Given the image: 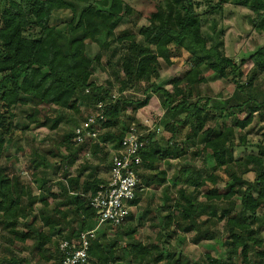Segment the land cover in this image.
<instances>
[{
	"label": "trees",
	"instance_id": "obj_1",
	"mask_svg": "<svg viewBox=\"0 0 264 264\" xmlns=\"http://www.w3.org/2000/svg\"><path fill=\"white\" fill-rule=\"evenodd\" d=\"M227 3L258 11L255 26L264 29V0H219L209 7L214 11ZM59 10L69 11L70 17L60 23L53 22ZM132 12L134 9L127 0H0V220L7 222L14 233L11 237L3 234L0 229V248L3 239L12 245L2 248L4 252H0V264H23L27 260L19 251L28 248L32 253H40L50 264H61L59 248L51 259L43 255V248L53 242L56 234L64 236L65 227L61 222L69 213L79 220L80 226L78 229L70 226L66 238L96 227V211L90 205V197L101 184L107 183V180L96 176L88 178L80 192L74 195H68L64 187L57 194L48 189L54 198L65 197L61 205L70 202L74 204L67 211L56 208L53 215L42 218L48 233L42 229L36 230L33 223H25L23 230L17 228V220L26 219L34 213L37 201H43L44 205L48 202L41 195L30 196L28 203L21 205V196L26 193L23 186L20 187V195L13 197V181L6 174L2 158L8 145L14 141L13 124L18 116L15 109L29 105L32 111L28 117L29 122H36L34 111L41 105H56L79 112L80 106L76 101L83 100L95 107L89 115H99L97 104L103 101V127L106 130L98 139L78 144L73 141V131L63 140V144L68 148L64 157L67 164L75 163L84 147H90L94 155L105 150L101 162L107 163L109 144L117 148L131 127L121 131L112 130L119 127L123 111L127 107L136 111L148 105L153 94L159 96L168 110L160 119V125L171 137L158 140L155 131L144 133L143 138L148 139V144L141 150V170L152 171L163 159H180L188 152L189 143H195L196 138H199L201 148L194 154L204 162L201 165L186 161L183 165L176 164L177 170L171 175L165 170L153 175L139 173L146 184H166L169 188L181 185L177 196L173 192H166L159 210L175 207L182 215H175L168 210L161 221L158 239H162V236L170 237L169 231L165 229L174 219L186 222V230H197L204 233L206 238H212L214 232L209 228L204 229L209 219L201 221L200 216L209 210L217 215V206L220 204L222 209L219 218L226 220L228 237L232 239V254H240L242 260L248 263L251 250L255 255L264 257V250L257 248V244L262 241L260 228L258 231L253 229V223L262 218L258 213L262 212L264 216V144L258 145V154H248L240 159L234 155L236 148L245 144L238 141L235 128L246 129L252 124L256 113L264 116V91L262 95L253 91V75L243 80L241 65L225 53L223 40L218 36L212 41L209 39L203 31L200 13L193 0H182L177 7L170 5V10L164 12L160 19L142 25L137 33L130 29L117 31ZM87 40L97 43L102 50L109 49L114 41L126 43L128 49L116 64L121 65L125 74L120 90L122 93L127 84L147 79L148 83L143 89L144 97H126L121 94L114 99L110 89L91 80L94 61L86 54ZM50 47L54 49L52 58L49 57ZM173 48H182L188 52L190 67L170 81L171 87L151 82L150 79L160 73L159 59L172 63ZM252 60L256 70L264 74V45L252 55ZM96 62L100 63L98 60ZM118 69L115 72L118 73ZM204 69L212 70L214 77H231L236 85L233 95L224 100L207 95H189L188 85L198 87L207 81ZM61 87L64 88L63 92H59ZM1 107L6 111L3 112ZM232 116V125H225L223 129L217 127L219 121ZM187 122L190 123L189 133L180 140L177 131ZM58 124L57 119L52 120L51 127L56 128ZM27 127L26 124L23 128ZM220 171H224L227 179H221ZM249 172L255 173L253 180L246 177ZM219 182H224L223 187H219ZM204 185L209 187L204 193L208 203L198 200ZM190 186L194 187L192 191H188ZM139 196L133 204L139 202ZM34 229L37 241L29 246L27 240ZM135 230L131 228L126 232L120 231L131 241L123 248V256L119 258L115 256V249L105 228L100 227L91 245L89 258L97 264L127 259L139 264H187L182 255H165L167 250L160 247L159 243L147 247L143 242L135 240ZM229 261L232 260L209 256L204 264H223Z\"/></svg>",
	"mask_w": 264,
	"mask_h": 264
},
{
	"label": "rangeland",
	"instance_id": "obj_2",
	"mask_svg": "<svg viewBox=\"0 0 264 264\" xmlns=\"http://www.w3.org/2000/svg\"><path fill=\"white\" fill-rule=\"evenodd\" d=\"M127 1L134 9V12L126 16L125 21L119 26L117 31L130 29L135 33L139 31L142 25L150 23L151 20L160 19L164 12L170 10V5L171 7H177L182 2V0ZM193 1L196 3L197 12L200 13L203 31L211 41L217 36L223 40L225 53L233 57L241 65L244 74L243 80L246 81L250 75H253L255 77L253 91L262 95L264 91V74L256 70L254 61L252 60V55L264 45V29L255 26L259 12L243 6H234L230 3L224 4L222 8L213 11L210 10L209 6L216 4L219 0ZM55 16L58 17H54L53 22L60 23L70 17V12L59 10L56 11ZM127 49L128 46L126 43L114 41L109 49L102 50L97 43L87 40L86 54L94 61L91 80L110 89L114 99L118 98L121 94L126 97L133 95L134 97L142 98L144 97L143 89L148 83L147 79L141 82L133 81L134 83L127 84L124 88V92L121 93V82L125 74L121 65L118 64L117 66L116 64L120 58L124 56ZM151 49L154 50V47H151ZM173 54L172 63L170 64L166 63L163 59H159L160 73L158 76H153L150 79L151 82H155L161 86L171 87L170 81L190 67L189 54L186 50L182 48H173ZM53 55L54 49L50 47L49 57L52 58ZM96 60L100 63L98 64ZM117 69L118 73L115 72ZM204 75L207 77V81L200 84V86H187V93L189 95L197 97L207 95L224 100L235 92L236 85L231 77H214L210 69H204ZM63 91L64 88L61 87L59 92ZM76 103L80 106L79 112L73 109L61 108L56 105H41L34 111L35 118L38 122H29L30 119H28V117H30L29 114L32 113L29 105H24L20 109L14 108L18 115L14 119L15 121L13 124L14 141L8 145L2 158V164L6 167V174H8L13 181V197L15 198L20 195V187L23 186L26 193L21 196V205L27 204L30 196L40 197L41 195V197L45 199L44 201L48 202L47 205H44L43 201H37L34 204V213L28 215L26 219L20 218V220H17L16 227L20 230L25 229V223H33L36 230L42 229L47 231V227L44 226L42 218L53 215L56 208L67 211L70 206L74 204L70 202L61 205L65 197L54 198L49 194L48 189L57 194L62 192L63 187L66 185L74 189L79 183V186L82 187L86 179L95 176L100 179L108 180L111 158L115 150L114 146H111L112 148L108 150L107 163L101 162L102 158H104L105 150H100L94 155L90 147H84L78 160L72 165L67 164L65 161L64 157L68 153V148L64 146L63 140L69 137V133L73 132L75 128L84 121L89 115V112L95 110V107L89 106L87 102L83 100H78ZM1 110L3 112L6 111V109L2 107ZM167 111V108L163 106L159 96L153 94L148 105L136 111H133L131 107H127L122 113L119 127L112 130L117 131V129H119L118 131H121L122 129H127L130 125H134L143 133L155 131L158 140H167L171 137V134L160 125V119ZM242 115L245 116V112H243ZM254 117L252 124L246 129L241 130L238 127L235 128L238 141L242 144L245 143L235 150L234 155L238 159L244 158L248 154H258V145L264 144V116H260L259 113H256ZM56 119L59 121V124L56 128H52V120ZM233 123L234 120L232 116L219 121L217 127L223 129L225 125H232ZM26 124L28 127L23 128ZM189 127V122L179 127L177 131L178 139L181 140L186 138L189 133ZM105 130L106 129L102 127V132ZM242 137L245 139H242ZM198 139L199 138H196L195 143H189L188 152L180 159H163L154 170L145 171L142 169L140 172L153 175L160 170H165L168 175H171L177 170L176 164L183 165L186 161L201 165L204 162L194 154L197 149L201 148L198 144ZM38 164L40 165L37 166ZM82 175H84V179H81ZM220 175L223 177L221 179H227V175L224 171H220ZM246 177L253 180L255 178V173L249 172L246 174ZM77 179H79L78 183ZM144 183L143 180V184ZM218 185L219 187H223L224 182H219ZM152 186L153 188L144 193L143 203L138 207L136 217L130 220V222L126 221V223L120 226H100L105 228L108 239L112 241L111 244L115 249L116 257L121 258L123 256V248L131 241L125 233L123 234L120 231L126 232V230L135 228L136 230L133 232L135 240L141 241L147 246L159 243L160 247H164V249L167 250L165 255L169 256L174 253L175 255H182L187 264H204L207 262L208 256L224 260L230 258V260H235L238 264H242L243 260L240 254H232L231 252L233 247L232 239L228 237L226 220L219 218L222 209L220 204L217 206V215H214L209 210L205 211L200 216L201 221L209 219V221L205 223L204 229L209 228L214 232L212 238H206L204 233H199L197 230H186V222L182 223L180 220L174 219L172 224L168 225L165 229V231H169L171 238L169 236H162V239H158L160 236L159 231H161L160 222L162 221V215L158 217L153 209L159 203L153 204L154 201H158L157 198L159 194H157L158 191L155 188L158 186L157 183H154ZM190 188L189 191H192L193 186H190ZM207 188H209L208 185L202 187V192L198 195V200L207 202L203 194V192L207 191ZM146 205L148 206L146 207ZM238 207L239 205L236 206V208ZM146 208H148L149 211H147ZM173 211H175L177 215L178 213L182 215V212L178 209H174ZM238 211L239 209L235 210V212ZM258 214L261 215L262 218L260 216L261 220L253 223V229L258 231L260 228L259 236L262 241L257 244V248L264 250V216L262 212ZM67 217L70 219L69 222L74 221L75 226L72 227L78 229L80 226L79 220L75 219L72 213H69ZM2 220H0L1 232L12 237L14 235L12 227ZM248 221L252 222V219L248 218ZM69 227L70 226L66 225L63 230L65 234H68ZM35 229L34 232H31V237L27 240L29 246H32L37 241L35 238ZM26 230H28L27 227ZM66 237L68 236H59L56 234L53 242L47 245L46 248H43V255L50 259L53 258L60 241ZM197 238H199V240H196ZM10 246L12 247L9 241L3 239L0 252H4L2 248ZM31 251L30 248L23 250V252L19 251L27 260L23 264H45V262H47L40 253H37V251L32 253ZM250 254L253 264H264V257L255 255L256 253L252 250ZM48 263L50 264L51 262H47V264ZM86 264L97 263L94 259L89 258ZM109 264L139 263L127 259L117 262L111 261Z\"/></svg>",
	"mask_w": 264,
	"mask_h": 264
},
{
	"label": "built area",
	"instance_id": "obj_3",
	"mask_svg": "<svg viewBox=\"0 0 264 264\" xmlns=\"http://www.w3.org/2000/svg\"><path fill=\"white\" fill-rule=\"evenodd\" d=\"M104 106V102L100 101L97 104L100 114L89 115L75 128L74 140L78 144L98 139L105 122V117L102 115ZM143 135L144 133L133 125L115 148L107 183L101 184L96 193L90 197V205L96 211L97 225L95 228L81 231L77 236L60 241L58 248L62 255L61 264H86L100 226H119L126 223L134 200L144 190L139 173L143 162L141 150L148 144V139L143 138ZM223 264L238 263L232 260Z\"/></svg>",
	"mask_w": 264,
	"mask_h": 264
},
{
	"label": "crops",
	"instance_id": "obj_4",
	"mask_svg": "<svg viewBox=\"0 0 264 264\" xmlns=\"http://www.w3.org/2000/svg\"><path fill=\"white\" fill-rule=\"evenodd\" d=\"M108 150L110 149V146L107 148ZM109 176H110V172H109ZM85 177H84V175H82L81 176V179H84ZM108 179H109V177H108ZM142 182H143V179H142ZM145 182V181H144ZM78 183V182H77ZM168 183V182H167ZM154 183H151V184H146V183H144L143 184V187H144V192H141L140 193V196H139V202L138 203H136V204H133V208H132V210H131V213H130V215H131V217H129V219L127 220V222H130V220H132L134 217H136V211H137V209H138V207L143 203V198H144V193L147 191V190H149V189H151V188H153V185ZM180 187H181V185H177V186H175L174 188L173 187H168L166 184L165 185H162V186H156L155 188H156V190L158 191V193L157 194H159V196H158V201H154V203L153 204H157V202H159L157 205H156V207H154L153 209H154V211H155V214L156 215H158V217H161L160 215H162V220H163V216L168 212V210H171V211H173L174 209H176L175 207H173V208H170V209H168V208H165V209H163V210H159V206H161V204H162V198L165 196V194H166V192H173V193H175V195L177 196V193L179 192V189H180ZM64 188L67 190V192L66 193H68V195H74V193L76 194V193H79L80 192V190H81V187L79 186V183L77 184V186L73 189H71L70 187H69V185H66V186H64ZM168 188H169V190H168ZM194 188V187H193ZM188 189H191V188H189L188 187ZM193 190V189H192ZM189 191V190H188ZM205 192H203V194H204ZM154 200V199H153ZM171 202V201H170ZM148 205H146V207H147ZM145 208V207H144ZM155 208H156V210H155ZM147 209V211H149L148 210V208H146ZM158 212V213H157ZM173 213L175 214V215H177L176 213H175V211H173ZM178 215H181V214H179L178 213ZM57 216H59V215H57ZM73 218V217H72ZM75 218V217H74ZM69 220L70 219H68V217H66L64 220H62V222H61V224H64L63 225V227H66V225H68V226H75V223H74V221H71V222H69ZM161 223V222H160ZM79 225H80V223H79ZM44 231V230H43ZM45 233H48L49 232V230H48V228H47V231H44ZM68 234H69V232H68ZM68 234H65L64 233V235H68ZM159 235V234H158ZM158 237V236H157ZM171 238V237H170ZM54 240V239H53ZM145 245V244H144ZM145 246H147V245H145ZM147 247H149V246H147ZM250 256H251V254H250ZM209 257V256H208ZM207 257V258H208ZM214 258H216V257H214ZM242 264H253L252 263V260H251V257H250V262L248 263V262H245V261H243L242 262ZM255 264H257V263H255ZM259 264V263H258ZM261 264H263V263H261Z\"/></svg>",
	"mask_w": 264,
	"mask_h": 264
}]
</instances>
